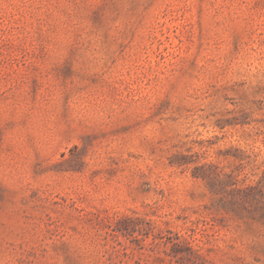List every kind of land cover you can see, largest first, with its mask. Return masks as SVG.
Wrapping results in <instances>:
<instances>
[{
	"label": "rangeland",
	"instance_id": "1",
	"mask_svg": "<svg viewBox=\"0 0 264 264\" xmlns=\"http://www.w3.org/2000/svg\"><path fill=\"white\" fill-rule=\"evenodd\" d=\"M0 264H264V0H0Z\"/></svg>",
	"mask_w": 264,
	"mask_h": 264
}]
</instances>
